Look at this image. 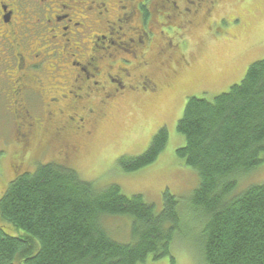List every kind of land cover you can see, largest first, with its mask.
Returning a JSON list of instances; mask_svg holds the SVG:
<instances>
[{
	"label": "trees",
	"instance_id": "1",
	"mask_svg": "<svg viewBox=\"0 0 264 264\" xmlns=\"http://www.w3.org/2000/svg\"><path fill=\"white\" fill-rule=\"evenodd\" d=\"M12 100L10 109L16 113L23 99ZM58 122L54 142L68 145L71 153L75 146L66 131L77 138L84 134L72 124H52ZM177 131L185 146L176 156L200 181L191 201L203 215L205 264H264V184L235 194L238 175L264 162V59L253 63L228 92L212 100L189 98ZM51 142L47 135L37 142V152L28 158L33 170L21 162L23 170L13 171L0 194V264H146L165 257L174 264L172 248L182 226L176 196L165 192L159 211L140 194H124L119 185L96 186L81 178L71 157L43 161L47 150L40 156L39 147ZM168 142L163 127L143 155L122 156L118 164L125 172L146 168ZM15 157L10 155L7 168L17 164ZM118 217L131 221L128 241L116 240L110 230V218ZM127 225L121 231L129 232L128 220Z\"/></svg>",
	"mask_w": 264,
	"mask_h": 264
},
{
	"label": "rangeland",
	"instance_id": "2",
	"mask_svg": "<svg viewBox=\"0 0 264 264\" xmlns=\"http://www.w3.org/2000/svg\"><path fill=\"white\" fill-rule=\"evenodd\" d=\"M223 3L222 6H220L221 3L217 5V10L212 16L217 23L212 27H209L210 21L206 20L194 30L185 32L187 34L185 38L188 41L189 63L175 67L176 74H173L170 68V65L173 68L171 62L169 66L168 63L166 65L157 63V68H152V71L150 65L149 73L158 84L156 94L151 95L148 92L149 94L143 95V91L137 90L133 93L127 92L123 96L119 95L115 102L108 103L102 109L94 123L88 125V130L92 131V135L77 138L75 136L78 135L68 129L66 137L75 146V151L72 150L71 153L67 149L68 145L64 146L59 143H43L38 152L41 156V152L47 150L43 161L56 159L66 162L71 157L74 163L70 164L78 168L76 169L83 180L94 182L100 187L111 184L119 185L124 194L128 196L140 194L146 202L156 204L159 211L163 208L162 195L165 192L168 191L176 196L182 226L172 248L174 264H205L200 240L203 215L192 205L191 201L194 191L199 186V177L193 168L187 167L183 160L176 156V151L185 146V139L177 131V125L183 116L187 101L191 97L212 100L228 92L232 86L242 82L253 63L264 59V0H225ZM116 5L119 6L118 3ZM170 20L173 21V19ZM171 25L177 26L175 22ZM31 34V39L36 37L43 39L42 35L33 32ZM224 37L231 42L219 40ZM164 41L169 43L170 38H165ZM27 43L30 45V42ZM39 43L41 41L34 46L41 51L45 46L42 44L38 46ZM37 49L34 51L39 53ZM170 49L171 47H168L164 50ZM36 52L27 55L33 56ZM111 52L116 55L121 52V57H124L126 53L122 50H111ZM125 58L134 60L130 55ZM166 60L165 58L164 61ZM39 61L48 62L44 56ZM119 62L118 55L110 65L116 67ZM54 63L57 61L51 58L49 63H43L41 67L33 71L38 80L44 82L47 90L43 95L45 102L49 97L57 98L67 94L72 84L69 79H60L59 74L52 72L54 68H51V65ZM131 66L130 71L134 78L139 72L137 60L132 61ZM138 81L141 79H134V83ZM57 83L59 86L56 85ZM48 87L54 89L53 95H48L51 91ZM1 97L8 98V95H0V100ZM31 98V109L36 114L42 113L40 98L38 96ZM8 101L13 109L12 97ZM6 103V100L0 101V132L5 130L6 134V139H0V146L2 140H6L9 144L11 141L16 143L15 136L18 135L15 134L18 130L16 122L18 120L13 121V116L5 107ZM73 106V101L69 97L66 101L59 99V103L54 107L65 111L61 118L67 120ZM82 115L85 116L84 113ZM55 120L61 122L58 117H55ZM44 125L48 132L56 131V127L60 126L59 122L57 125H50L47 122ZM163 127H167L169 142L157 161L139 171L125 172L118 164L120 157L143 155L150 147L154 136ZM35 146L37 144L31 146L30 153L37 152ZM23 150L26 149L23 148ZM21 160L26 162L23 158ZM9 162L7 158L6 163ZM16 166L15 162L12 167L9 166L10 172H7V168L6 177L0 180V194L6 190L8 182L14 178L13 171ZM23 167L21 165L18 170H23ZM25 168L31 171L34 166L28 163V167L25 165ZM237 179L236 195L242 194L252 186L264 184V162L257 169L238 175ZM112 218H110V230L117 235L116 240L128 241L130 219ZM127 220L129 221V232H126L128 230ZM121 227H126L127 230L121 231ZM146 264H172V262L171 258L165 257Z\"/></svg>",
	"mask_w": 264,
	"mask_h": 264
},
{
	"label": "flooded vegetation",
	"instance_id": "3",
	"mask_svg": "<svg viewBox=\"0 0 264 264\" xmlns=\"http://www.w3.org/2000/svg\"><path fill=\"white\" fill-rule=\"evenodd\" d=\"M224 1L0 0V95H8L1 100L23 99L16 113L10 109L8 101L5 104L13 121L18 117L15 132L18 135L16 143L2 140L0 180L6 177L5 162L11 154L18 160L15 168L18 170L23 162L21 158L26 161L23 163L28 162L32 145L41 142L45 135L52 137L51 143L57 140V130L48 132L44 123H57L55 117L60 119L65 111L54 107L59 103L58 97L44 101L43 95L47 92L44 82L33 73L43 63H49L51 58L56 60L57 63L51 65L52 72L72 83L61 99L71 97L74 106L68 119L61 118V122L72 124L85 137L92 135L88 125L94 123L102 109L115 102L119 95L137 90L143 91V95L157 93L158 84L149 73L150 65L152 71L157 63L169 66L171 62L173 68L171 65L170 68L176 74L175 67L189 63L185 32L194 30L206 20L212 27L217 23L212 17L217 5L221 3L222 6ZM172 22L177 26H172ZM32 32L42 35L43 39H31ZM165 38H170L169 43H165ZM219 40L231 42L225 37ZM38 41H41L38 46H45L41 51L35 48ZM168 47L171 49L164 50ZM36 49L39 53L34 51ZM111 50L126 51L124 57L120 56L121 52L118 54L120 62L116 67L110 64L118 55ZM31 52L36 53L27 55ZM127 55L138 62L139 72L134 78L130 71L132 61L125 58ZM42 56L48 62L39 61ZM135 78L141 81L134 83ZM48 89L52 91L48 95H53L54 89ZM32 96L40 98L42 116L33 114ZM5 135V130L0 132V139Z\"/></svg>",
	"mask_w": 264,
	"mask_h": 264
}]
</instances>
